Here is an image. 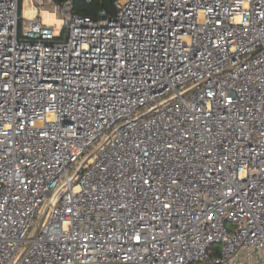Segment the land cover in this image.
<instances>
[{"label": "built area", "instance_id": "1", "mask_svg": "<svg viewBox=\"0 0 264 264\" xmlns=\"http://www.w3.org/2000/svg\"><path fill=\"white\" fill-rule=\"evenodd\" d=\"M18 2L0 0V264H264V0H49L20 23Z\"/></svg>", "mask_w": 264, "mask_h": 264}, {"label": "trees", "instance_id": "2", "mask_svg": "<svg viewBox=\"0 0 264 264\" xmlns=\"http://www.w3.org/2000/svg\"><path fill=\"white\" fill-rule=\"evenodd\" d=\"M55 4L62 5L71 1L73 4V12L82 17L97 18L101 11H106L108 15H116L115 3L118 0H53Z\"/></svg>", "mask_w": 264, "mask_h": 264}, {"label": "rangeland", "instance_id": "3", "mask_svg": "<svg viewBox=\"0 0 264 264\" xmlns=\"http://www.w3.org/2000/svg\"><path fill=\"white\" fill-rule=\"evenodd\" d=\"M48 1L49 0H32V2H30V0H22V14L25 11H27L28 7L32 11H35L37 9L38 11L43 10V11L53 12L54 6L50 5ZM26 3L29 4L28 7L27 5H25ZM41 3L44 4L41 5ZM41 17H42V22L46 25H51L55 30L56 36H58L60 34L59 31L61 29V23L55 20L57 19V17L55 15H48L47 12L43 13Z\"/></svg>", "mask_w": 264, "mask_h": 264}, {"label": "water", "instance_id": "4", "mask_svg": "<svg viewBox=\"0 0 264 264\" xmlns=\"http://www.w3.org/2000/svg\"><path fill=\"white\" fill-rule=\"evenodd\" d=\"M18 18H19V23H20V19H21V16H22V0H19L18 2Z\"/></svg>", "mask_w": 264, "mask_h": 264}, {"label": "bare ground", "instance_id": "5", "mask_svg": "<svg viewBox=\"0 0 264 264\" xmlns=\"http://www.w3.org/2000/svg\"><path fill=\"white\" fill-rule=\"evenodd\" d=\"M27 7H28V4H27ZM26 13V17L28 18V19H30V18H32L33 17V15H34V11H32V10H30L29 9V7L27 8V11H25Z\"/></svg>", "mask_w": 264, "mask_h": 264}]
</instances>
